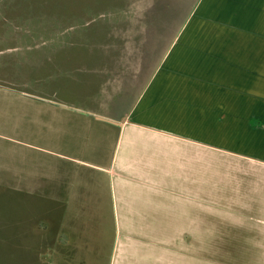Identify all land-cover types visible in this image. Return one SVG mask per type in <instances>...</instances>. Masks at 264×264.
I'll use <instances>...</instances> for the list:
<instances>
[{
  "label": "crops",
  "instance_id": "0c3cea01",
  "mask_svg": "<svg viewBox=\"0 0 264 264\" xmlns=\"http://www.w3.org/2000/svg\"><path fill=\"white\" fill-rule=\"evenodd\" d=\"M192 17L166 52L116 61L114 111L72 118V159L50 154L72 160V236L91 220L113 240L103 264H237L251 238L264 255V0H200ZM205 184L236 189L206 201ZM206 237L229 259H206ZM82 245L72 264H98Z\"/></svg>",
  "mask_w": 264,
  "mask_h": 264
},
{
  "label": "rangeland",
  "instance_id": "374dc122",
  "mask_svg": "<svg viewBox=\"0 0 264 264\" xmlns=\"http://www.w3.org/2000/svg\"><path fill=\"white\" fill-rule=\"evenodd\" d=\"M199 2L0 0V264H72V247L81 242L87 249L98 246V264L104 263L113 240L93 237L91 220L84 235L72 236V160L50 154L72 159V118H84V111L111 115L109 107L120 100L113 101L106 82L116 61L130 53L166 52ZM94 122L96 134L115 131ZM113 145L105 144L108 153ZM44 161L48 177L41 180L36 173ZM235 189L205 184L206 201L232 198ZM251 240L253 249L236 256L237 264H262L261 239ZM205 244L206 259H229L213 249L212 238Z\"/></svg>",
  "mask_w": 264,
  "mask_h": 264
}]
</instances>
